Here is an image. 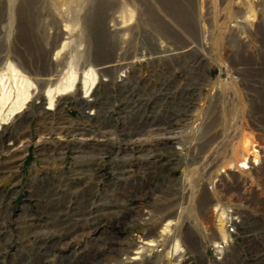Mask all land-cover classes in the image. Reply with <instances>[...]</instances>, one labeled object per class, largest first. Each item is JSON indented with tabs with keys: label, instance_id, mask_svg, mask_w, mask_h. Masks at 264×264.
Here are the masks:
<instances>
[{
	"label": "rangeland",
	"instance_id": "1",
	"mask_svg": "<svg viewBox=\"0 0 264 264\" xmlns=\"http://www.w3.org/2000/svg\"><path fill=\"white\" fill-rule=\"evenodd\" d=\"M11 62L30 78L32 96L0 129V179L19 164L30 123L32 148L54 147L53 122H62L71 143L89 139L71 135L73 119L88 123L94 108L89 123L98 125L110 110L113 148L108 167L85 166L86 177L76 179L102 175L107 187L80 188L84 202L49 204L47 215L41 204L26 205L31 237L45 224L49 237L60 234L74 212L77 250L0 252V264L5 256L12 264H40L41 256L45 264H175L166 244L137 247L128 237L121 245V223L162 219L183 202L196 223L211 199L224 202L216 214L226 237L214 243L209 230L215 261L208 264H264V0H0V76ZM72 68L75 87L48 109L47 90ZM91 68L98 78L85 96ZM68 141L65 175L78 170L81 153ZM105 229L112 234L106 247Z\"/></svg>",
	"mask_w": 264,
	"mask_h": 264
},
{
	"label": "crops",
	"instance_id": "2",
	"mask_svg": "<svg viewBox=\"0 0 264 264\" xmlns=\"http://www.w3.org/2000/svg\"><path fill=\"white\" fill-rule=\"evenodd\" d=\"M88 111L92 114L90 110ZM69 113L72 115L71 112ZM108 113L109 119L106 120V115H108ZM90 114H85L88 118V123L86 120L81 121V119H77L76 121L73 119L71 123V126L74 127L71 135L79 134L80 136H89V139H87V137H85V139H80V137L78 139L72 138L71 143L67 140L70 134L68 132H63L64 125L61 124L62 122H53L54 127L58 130L56 132L57 135L54 137V147L44 146L41 148H32L31 123L29 124V133L28 129L24 127L23 136L25 147L22 150V154H20V162L14 167L11 166V169L7 172V176L0 179V240L6 241L5 246L0 249V252L28 251L29 253L39 252L41 254H47L57 249L62 252H75L74 250H77L80 242V227L77 222L79 217H75L74 219V212L72 213V220L75 221L69 226L66 224L60 234L58 233V235H51V237H49L46 229L47 225L45 224L43 230L41 228L37 235L33 234L34 236L31 237L24 228L28 226L26 229H29L30 225L26 220L27 217H31L30 208L26 205L32 203L41 204L43 205L41 213L47 215L49 212V204H58L62 209L63 206L61 205L63 204L84 202L85 200H80V188L99 189L108 186V182L101 178L102 175H99L100 178L96 176V179L90 180L87 184L76 180L86 177V167L93 171L108 167L109 162L106 157L107 154L111 153L113 148L112 132L110 131V110L109 112L104 111L102 123L98 125L93 124L91 126V123H89L91 120L89 118L92 117V115ZM44 126L43 124H39V128H43ZM93 126L98 128L92 130L91 128H93ZM44 129H48V127ZM74 129L76 130L74 131ZM48 134L47 132L46 135ZM49 139V137H46L45 142H48ZM85 140H89V142ZM65 141H68L66 144L67 146L74 144L72 146L75 147L72 148L74 151L79 150L81 152L75 161V164L79 166L78 170L75 169L68 175H65L66 173L64 170L65 156L63 153L66 151L64 149ZM51 142L52 141H50V143ZM137 150L143 151V148L137 147ZM13 160L15 162L17 160L16 157H14ZM141 185L142 184H140V186ZM68 187L78 188V191L75 195H70V192H64V189ZM34 188H39L41 190L38 192L32 191ZM223 203L224 202L220 199H211L208 216L201 218L202 220H200V218L195 219L197 220L196 223L185 217V214L182 212L187 205L185 202L182 203L184 206L182 205L178 209L179 212H168L167 216L164 218H153L151 222L147 224L142 220H135L130 224L125 222L122 225L121 223L119 230L121 236L120 244L122 245L124 242L128 243V237H135L136 239L135 241L133 240V242L137 247L146 248L148 244L154 243L157 246L166 244L169 252L172 251L169 257L172 258L175 264H179L181 261L183 262L182 264H185L184 262H188V264H197V260L202 257L205 258L206 264L209 263V259L213 263L215 259L209 258L208 255L209 230L217 234V238H215L214 241L212 240L214 243H221L224 241V236L226 237V234L222 233L224 232V227L220 226L216 214L218 207H223ZM18 204L22 211L19 210L16 215ZM2 206L3 210L1 211ZM196 208L200 210V204H196ZM44 220L46 221L47 218ZM138 235L141 239L137 240ZM103 241L105 242V247L108 243L112 245L111 230H104ZM16 245H19V247H16ZM49 246L53 247V249H49ZM67 256L69 255L64 256L66 257L65 259H69L70 256ZM6 257L7 256H5V258ZM42 257L43 256L40 258V264H45L42 262L43 260L45 261V258L43 257L42 259ZM152 257L147 260H151ZM5 258L3 264H12L11 262L14 260V257L8 261L5 260Z\"/></svg>",
	"mask_w": 264,
	"mask_h": 264
},
{
	"label": "bare ground",
	"instance_id": "3",
	"mask_svg": "<svg viewBox=\"0 0 264 264\" xmlns=\"http://www.w3.org/2000/svg\"><path fill=\"white\" fill-rule=\"evenodd\" d=\"M67 1H73V0H67ZM85 1H87V0H85ZM86 5H88V4H86ZM26 16L28 17V14H26ZM72 69H73L72 73L65 79V81H61L60 84H58L57 86L51 87L47 90L46 95L49 98V101H48L49 104L46 107L48 109L54 108L57 95H59L60 93H67L75 87L76 82H77V78H78V73L76 70H74V68H72ZM86 74L87 75L85 77V86H86L85 96L89 95V93H90L89 89H91L92 85L95 83V81H97V78H98V74L95 71V69H93V68H91ZM6 77L10 78V79L13 78L14 82H15V86L14 85L7 86L6 81H5ZM30 85H31L30 84V78L27 76L26 73H24L20 68H18V66L13 62H11L9 64L6 72L1 74V76H0V129L2 128V125L7 122L6 121L7 119H9L12 116H14L15 114L19 113L20 111H22L26 107L28 101L30 100V98L32 96V92L30 90ZM7 103H12L8 109V112H6L4 110V107ZM93 109H90V111L92 112ZM93 112H92V114H93ZM226 212L227 211H225V210L221 211L222 215H225Z\"/></svg>",
	"mask_w": 264,
	"mask_h": 264
}]
</instances>
